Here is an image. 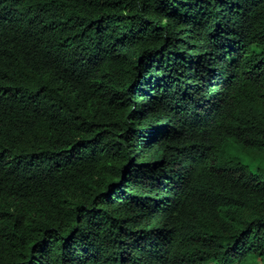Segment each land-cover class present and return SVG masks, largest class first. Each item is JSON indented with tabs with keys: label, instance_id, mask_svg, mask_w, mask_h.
Segmentation results:
<instances>
[{
	"label": "trees",
	"instance_id": "trees-1",
	"mask_svg": "<svg viewBox=\"0 0 264 264\" xmlns=\"http://www.w3.org/2000/svg\"><path fill=\"white\" fill-rule=\"evenodd\" d=\"M211 260L264 264V0H0V264Z\"/></svg>",
	"mask_w": 264,
	"mask_h": 264
},
{
	"label": "rangeland",
	"instance_id": "rangeland-1",
	"mask_svg": "<svg viewBox=\"0 0 264 264\" xmlns=\"http://www.w3.org/2000/svg\"><path fill=\"white\" fill-rule=\"evenodd\" d=\"M231 142V141H227ZM226 142V143H227ZM237 147H234L232 149V156L238 158L242 162H248L249 161V154H251V151L245 147H242L241 145H235ZM209 264H216L215 261L211 260ZM263 264V263H262Z\"/></svg>",
	"mask_w": 264,
	"mask_h": 264
}]
</instances>
